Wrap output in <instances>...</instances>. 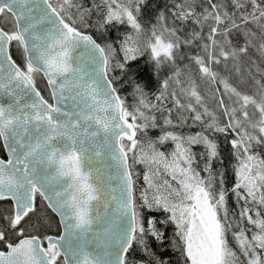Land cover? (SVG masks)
I'll use <instances>...</instances> for the list:
<instances>
[{
  "label": "snow or ice",
  "instance_id": "1",
  "mask_svg": "<svg viewBox=\"0 0 264 264\" xmlns=\"http://www.w3.org/2000/svg\"><path fill=\"white\" fill-rule=\"evenodd\" d=\"M161 225L264 264V0H0V264H171Z\"/></svg>",
  "mask_w": 264,
  "mask_h": 264
},
{
  "label": "trees",
  "instance_id": "2",
  "mask_svg": "<svg viewBox=\"0 0 264 264\" xmlns=\"http://www.w3.org/2000/svg\"><path fill=\"white\" fill-rule=\"evenodd\" d=\"M165 3H166V0H156L157 7L162 8ZM122 31H123L122 27L112 29L109 35L111 38H115L118 35V32H122ZM145 60H146V57H142L139 60V66L141 68V72L137 75L136 79L142 84H145L146 91L149 94H152L158 91L159 83L154 78H150L149 72L144 71V69L150 68V65L145 64ZM133 67H135V65H133ZM39 86L43 87L42 84H40ZM130 91H131L130 89L127 90V92H130ZM124 94H127V93H124ZM129 100L131 101V97H129ZM192 131H196V129H192ZM156 134H158L156 131L152 132V135H156ZM168 147L170 149L171 145H169ZM224 147H226V145ZM196 150H199V149L197 148ZM141 184H142V180H141ZM162 218L163 217H161V219ZM160 228H161V231H164L166 233L168 241L165 243L163 247L159 243L155 244L153 246V250L156 251L157 254L164 253L163 259H165L166 261H170L171 264H175V262L178 259V254L176 253V251L174 250L171 244L174 227L172 225H161Z\"/></svg>",
  "mask_w": 264,
  "mask_h": 264
}]
</instances>
